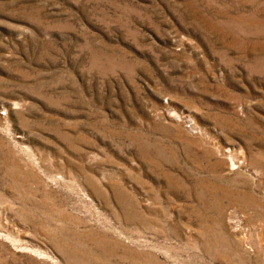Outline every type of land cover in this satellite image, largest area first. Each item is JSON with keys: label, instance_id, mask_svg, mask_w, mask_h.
I'll return each mask as SVG.
<instances>
[{"label": "rangeland", "instance_id": "1", "mask_svg": "<svg viewBox=\"0 0 264 264\" xmlns=\"http://www.w3.org/2000/svg\"><path fill=\"white\" fill-rule=\"evenodd\" d=\"M0 264H264V0H0Z\"/></svg>", "mask_w": 264, "mask_h": 264}, {"label": "bare ground", "instance_id": "2", "mask_svg": "<svg viewBox=\"0 0 264 264\" xmlns=\"http://www.w3.org/2000/svg\"><path fill=\"white\" fill-rule=\"evenodd\" d=\"M178 128V127H177ZM203 139V138H202ZM190 140V139H189ZM225 149V148H224ZM226 150V149H225ZM223 151V150H222ZM224 152H226V151H224ZM214 154V153H213ZM228 154V153H227ZM223 155V154H222ZM232 160V159H231ZM172 161V160H171ZM229 169H235V165H234V163L233 162H231L230 163V165H229ZM233 223V222H232ZM239 223V222H238ZM238 225V224H237ZM241 225V224H240ZM231 227V226H230ZM235 227V226H234ZM237 228V227H236ZM240 228V227H239ZM238 228V229H239Z\"/></svg>", "mask_w": 264, "mask_h": 264}]
</instances>
